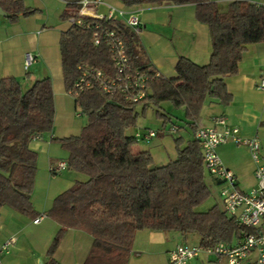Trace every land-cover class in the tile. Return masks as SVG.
<instances>
[{
    "label": "trees",
    "instance_id": "trees-1",
    "mask_svg": "<svg viewBox=\"0 0 264 264\" xmlns=\"http://www.w3.org/2000/svg\"><path fill=\"white\" fill-rule=\"evenodd\" d=\"M79 1L66 0L63 20L76 16ZM116 1L126 8L163 3L194 5L196 20L208 29L209 60L198 65L180 57L176 76L150 80L145 97L137 103L128 102L120 93L107 94L92 84L71 96L75 110L86 117V123L79 135L62 139L50 136L54 101L49 78L36 80L25 90L15 78L0 80V210L8 207L25 216H36L30 202L37 170L36 153L29 148L33 140L49 136L67 152L66 169L84 176L56 196L46 213L59 230L47 250L45 264H59L53 254L67 229L81 230L92 237L82 264H127L134 236L142 230L194 234L200 245H230L234 238L251 231L228 217L218 204L205 212L197 211L220 182L206 173L201 147L193 137L185 144L182 137L174 139L175 157L157 165L148 151H136L132 129L138 115L148 107L155 109L163 125L170 121L160 111L162 103H169L183 109L185 125L194 133L207 99L227 105L231 97L224 79L238 73L247 45L264 43V3ZM0 8L10 20L36 13L21 0H0ZM100 24L123 40L132 68L155 71L138 57L137 37L127 28L112 21ZM59 50L66 91L77 80L79 65L112 71L107 48L94 47L89 30L72 26L62 32Z\"/></svg>",
    "mask_w": 264,
    "mask_h": 264
},
{
    "label": "crops",
    "instance_id": "crops-1",
    "mask_svg": "<svg viewBox=\"0 0 264 264\" xmlns=\"http://www.w3.org/2000/svg\"><path fill=\"white\" fill-rule=\"evenodd\" d=\"M36 13L10 20L0 16V80L12 77L19 80L23 89L34 81L49 78L54 101L52 139L79 135L83 123L77 120L78 112L73 98L67 93L63 81L59 38L70 26L61 15L66 0H21ZM122 5L116 0H104ZM225 5L232 0H212ZM264 3V0H246ZM131 9L141 10L142 31L137 36L136 52L141 61L150 64L166 79L176 76L175 65L180 57L204 65L209 60L210 41L206 25L195 18L194 5L176 6L170 3L143 5ZM103 11L102 9H99ZM27 55L33 63L26 70ZM264 72V43L250 44L238 64V73L226 77L224 85L231 100L222 105L207 99L200 111L197 127H209L212 119L223 116L230 127L238 128L242 138L257 136L264 160V90L257 85ZM183 111V109H181ZM189 128L187 125L183 130ZM179 130V128H178ZM177 130V131H178ZM193 132L190 129V139ZM188 139V140H190ZM29 148L36 153V175L30 202L36 216L29 217L2 207L0 210V244L10 237L15 242L9 252L1 257V264H45L47 250L59 230V225L46 213L56 196L69 189L84 176L70 170L53 172L59 162H66L67 152L49 136L33 140ZM136 151L139 149L136 147ZM217 154L230 170L240 191L247 192L256 186L255 166L245 146L231 143L219 146ZM221 207V203H220ZM222 208V207H221ZM42 216L34 224L33 221ZM239 238H234L235 244ZM92 244V237L77 229H67L56 248L53 258L59 264H82ZM180 244L199 245L197 235L182 236L177 232H136L127 264H170L168 253ZM256 255L240 264H255ZM190 264H227L205 255Z\"/></svg>",
    "mask_w": 264,
    "mask_h": 264
},
{
    "label": "built area",
    "instance_id": "built-area-1",
    "mask_svg": "<svg viewBox=\"0 0 264 264\" xmlns=\"http://www.w3.org/2000/svg\"><path fill=\"white\" fill-rule=\"evenodd\" d=\"M79 6L76 16L67 19L69 26L91 31L92 45L107 48L112 71L108 73L104 69L79 65V76L67 93L76 96L79 91L96 84L107 94H122L128 102L141 101L145 97L146 84L161 75L156 70L152 72L132 68L123 40L113 30L100 24L105 21L115 22L137 37L143 28L141 10L110 4L104 0H80ZM33 60L31 55H27L24 63L26 70ZM257 89L264 90V72ZM177 130L178 127L173 126L172 131ZM238 132V128L227 125L223 116H217L212 119L211 126L196 127L193 138L201 147L206 173L220 182L219 199L223 212L251 231L230 245L223 242L209 245L180 244L168 253L170 264H190L202 255L225 260L227 264H240L252 253L256 255L255 264H264V160L258 137L242 138ZM134 136L137 142L147 143L156 137V133L151 130L136 131ZM229 143L245 146L255 166L256 186L247 192L238 190L234 174L223 165L217 154L219 146ZM66 167V162H59L52 171L59 172ZM41 219L42 216H39L33 223ZM14 242L15 238L10 237L0 244V264L1 257L9 252Z\"/></svg>",
    "mask_w": 264,
    "mask_h": 264
},
{
    "label": "rangeland",
    "instance_id": "rangeland-1",
    "mask_svg": "<svg viewBox=\"0 0 264 264\" xmlns=\"http://www.w3.org/2000/svg\"><path fill=\"white\" fill-rule=\"evenodd\" d=\"M160 111L166 114L170 121L167 120L163 125L162 120L155 116V109L148 107L143 115H138L136 126L132 129V133L151 130L158 134L147 143L139 141L136 144L139 150L148 151L157 165L165 164L175 157L174 139L182 137L184 144L190 139V128L186 130L182 129L185 127V120L181 109H176L169 103H162ZM76 118L81 121L83 125L86 123V117L84 115H80ZM173 126L178 127L179 130L172 131ZM219 191V186L212 187L210 197L197 207V211L205 212L214 204L220 205Z\"/></svg>",
    "mask_w": 264,
    "mask_h": 264
},
{
    "label": "water",
    "instance_id": "water-1",
    "mask_svg": "<svg viewBox=\"0 0 264 264\" xmlns=\"http://www.w3.org/2000/svg\"><path fill=\"white\" fill-rule=\"evenodd\" d=\"M0 16L1 17H5L6 16V14L1 10V8H0Z\"/></svg>",
    "mask_w": 264,
    "mask_h": 264
}]
</instances>
